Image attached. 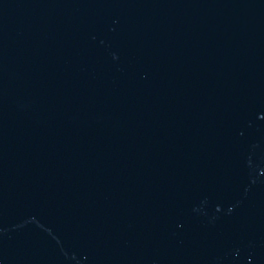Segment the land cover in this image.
<instances>
[{
	"label": "water",
	"instance_id": "obj_1",
	"mask_svg": "<svg viewBox=\"0 0 264 264\" xmlns=\"http://www.w3.org/2000/svg\"><path fill=\"white\" fill-rule=\"evenodd\" d=\"M0 264H264V0H0Z\"/></svg>",
	"mask_w": 264,
	"mask_h": 264
}]
</instances>
